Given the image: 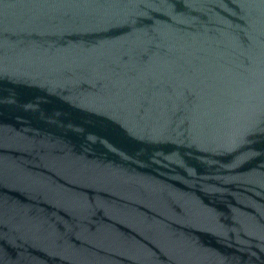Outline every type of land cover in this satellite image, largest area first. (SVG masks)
I'll return each mask as SVG.
<instances>
[{
	"label": "water",
	"instance_id": "obj_1",
	"mask_svg": "<svg viewBox=\"0 0 264 264\" xmlns=\"http://www.w3.org/2000/svg\"><path fill=\"white\" fill-rule=\"evenodd\" d=\"M0 264H264V0H0Z\"/></svg>",
	"mask_w": 264,
	"mask_h": 264
}]
</instances>
